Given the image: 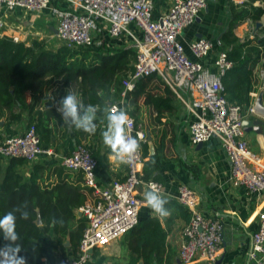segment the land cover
<instances>
[{"label":"built area","instance_id":"obj_1","mask_svg":"<svg viewBox=\"0 0 264 264\" xmlns=\"http://www.w3.org/2000/svg\"><path fill=\"white\" fill-rule=\"evenodd\" d=\"M207 4L208 0H174L169 9L155 19L154 0H0V38L32 44L23 36L21 27L13 28L7 20L11 11L22 9L37 16L44 14L53 37L72 49L95 46L96 36L101 32H108L113 39L128 36L136 49L133 68L123 80L121 101L111 105L109 111L124 110L128 114L127 132L137 139L139 148L127 163L126 176L105 187L97 180L98 160L85 143L78 144L62 157L65 169L82 173L95 199L81 207L87 225L77 254L62 256L60 264H86L94 249L109 245L134 228L143 204L138 196L141 184L157 193L162 192L161 183L142 178L145 160L142 144L147 141V135L143 123L126 109L128 98L141 79L160 76L189 111L192 144L199 145L218 137L230 163L231 183L264 195V158L249 145L243 126L245 119L260 116L256 103L230 102L222 83L234 62L229 59L227 50L221 49L213 62L207 64L205 61L216 47L207 37L201 36L189 43L197 60L190 58L181 41L184 29L199 19ZM131 24L142 32V37L130 28ZM248 39L264 40V32L241 41ZM260 89L264 93V79ZM27 126L23 133L7 136L0 142V155L35 163L42 156L55 154L41 146L36 124ZM177 200L190 214L183 230L180 261L190 264L200 258L214 262L221 246L224 223L216 217L205 216L200 210L202 196L186 185L179 187ZM249 258L254 264H264V210L258 214V228L252 235Z\"/></svg>","mask_w":264,"mask_h":264},{"label":"crops","instance_id":"obj_2","mask_svg":"<svg viewBox=\"0 0 264 264\" xmlns=\"http://www.w3.org/2000/svg\"><path fill=\"white\" fill-rule=\"evenodd\" d=\"M173 2L174 0H154V18L158 19ZM248 3L264 7V0H208L207 8L201 12L199 19L185 28L181 36V41L190 58L197 60L189 49V43L201 36L213 40L216 45L214 53L205 61L211 64L217 52L225 49L222 36L228 31L231 30L240 41L250 35L264 32V27H257V22H264V14L257 21H253L250 17H237ZM7 20L13 28L21 27L23 36L33 42L37 40V28L42 26L44 20L46 21V16L44 14L37 16L22 9H15L9 13ZM130 28L142 37V32L135 24H131ZM26 30L28 33H24ZM97 40H100L101 47L99 45L96 47L100 48L105 55H113L119 50L133 46L130 37L122 36L113 39L108 32L98 33ZM226 49L229 50L231 47ZM261 52L264 55V45ZM212 70L216 71V68L212 67ZM253 72L255 85L250 96L256 103L262 92L260 87L264 79L263 59L260 58L254 64ZM148 78L150 79L146 80L145 91L167 99L168 94L163 79L158 75ZM69 93L75 95L78 102L84 104L83 94L77 86L63 87L61 83H56L46 93L44 100L38 103L39 108L43 110L49 106V103H53L61 113L62 101ZM133 93L128 98L126 109L131 116L144 125L147 135V141L144 143L149 145V156L144 162L150 157L156 160L158 169L154 179L151 180L162 184V192L157 194L167 201L165 208L169 212L167 216H159L153 212L146 201L147 194L152 190L146 184H141L138 188V196L143 204L139 220L158 217L163 229L167 232L166 245L174 254L173 264H183L180 261L179 250L184 240L183 230L190 220V214L178 202L177 196L179 187L186 185L202 196L201 212L205 216L216 217L224 223L222 242L216 260L209 262L199 258L190 264H254L249 258V251L252 249V235L258 228V214L264 210V195L231 183L230 163L218 137H213L201 145L192 144L189 133L191 120L189 111L177 96H173L170 103L158 109L152 102L146 101L144 94L134 95ZM254 93L257 96H253ZM120 101L121 96H116L113 92L107 100L104 114L101 116L95 114L96 129L91 133L83 130L79 132L75 128L74 118L71 121L51 119L53 135L48 149L55 154L42 156L35 163L27 162L21 166L26 178L31 177L35 164L42 163L46 166L39 171V182L43 189L54 192L51 195L52 200L46 220L53 218L56 210L61 213L60 226H66L68 231L65 236H57L53 228L55 223L52 221L48 225L38 212L37 224L41 227L39 242L43 255L39 262L26 260V264H60L62 256L77 254L79 240L75 233L74 237L71 235V230L80 232L82 222L86 227L87 220L81 212V207L93 201L95 195L92 189L85 185L81 172L65 169L61 161L64 155L71 153L78 144L85 143L98 160L96 175L101 186H108L114 180L123 179L126 176L127 163L121 162L112 149L103 142V133L109 127V108ZM83 113L85 114L84 109H81V117ZM258 118L264 121L262 115L250 119ZM28 122L27 115L22 121L10 123L6 117L1 118L0 142L7 136L23 133L28 127ZM246 139L251 148L264 158V124L260 132L255 130L246 132ZM0 163L7 166L10 164V158L0 155ZM82 200L84 202L79 203ZM68 209H74V216H68L67 212H64ZM59 238L63 240L62 245L60 243L55 245L54 241ZM129 257L126 235H123L105 247L94 249L86 264H127Z\"/></svg>","mask_w":264,"mask_h":264},{"label":"trees","instance_id":"obj_3","mask_svg":"<svg viewBox=\"0 0 264 264\" xmlns=\"http://www.w3.org/2000/svg\"><path fill=\"white\" fill-rule=\"evenodd\" d=\"M263 14L264 7L248 3L237 17H250L257 21ZM222 43L225 49L231 47L226 50L229 59L234 62V66L222 78L226 96L232 103L249 105L252 102L250 92L255 85L253 66L261 58L264 40L248 39L242 42L230 30L222 36ZM135 57L134 46L119 50L113 55H105L96 46L72 49L63 45L58 49H50L44 41L34 40L28 46L9 37L0 38V119L6 117L10 123L22 121L27 115L28 124H36L41 146L48 149L53 135L51 119L64 120L53 103H49L43 110L39 108L38 103L44 100L50 88L56 83H61L63 87L77 86L83 94L84 105H93L95 114L101 116L111 94L114 92L116 96H121L123 80L133 68ZM148 79L150 78L138 81L134 95L144 94L146 101L152 102L158 109L170 103L173 96L176 97L164 80L167 99L145 91ZM142 149L144 158L148 157V143H143ZM26 163V159L18 157L10 158L7 166L0 163V217L14 211L17 216L16 230L19 233V239L13 242L5 239L0 232V249L8 244H20L23 249L21 256H25L28 262H39L43 252L39 242L41 227L37 224L38 212L46 220L54 192L43 189L39 182V171L46 166L42 163L35 164L31 177L26 178L21 170V166ZM157 169L156 160L150 157L144 162L143 180L154 179ZM81 202L84 200L79 203ZM23 212H28V219L21 217ZM64 212L68 216H74V209ZM60 218L61 213L55 210L53 218L47 219L46 223L49 225L53 221L56 235L65 236L68 231L66 226H60ZM84 228L85 224L82 222L81 233ZM80 232L71 230V235L74 237L75 233L79 243L82 237ZM125 235L130 251L127 264H173L174 254L166 245L167 232L158 217L139 220ZM62 241L59 238L54 243L62 245Z\"/></svg>","mask_w":264,"mask_h":264},{"label":"clouds","instance_id":"obj_4","mask_svg":"<svg viewBox=\"0 0 264 264\" xmlns=\"http://www.w3.org/2000/svg\"><path fill=\"white\" fill-rule=\"evenodd\" d=\"M64 110V119L67 116L74 118L76 129L85 132H94L96 125L94 123L95 107L93 105L85 106L78 102L75 95L69 93L62 101ZM84 109L85 114L81 117L80 110ZM109 127L103 133V142L109 146L116 154L117 158L124 163L131 162L135 152L139 148L137 139L128 135L126 126L130 124L129 116L124 110L111 112L108 116ZM148 206L159 216H167L168 209L165 208L167 201L162 199L156 191L152 190L146 196ZM28 212L22 213L23 219H28ZM17 216L14 211L7 212L0 217V232L5 239L17 241L19 233L16 230ZM22 246L20 244H8L0 249V264H26V257L21 256Z\"/></svg>","mask_w":264,"mask_h":264},{"label":"water","instance_id":"obj_5","mask_svg":"<svg viewBox=\"0 0 264 264\" xmlns=\"http://www.w3.org/2000/svg\"><path fill=\"white\" fill-rule=\"evenodd\" d=\"M257 27H264V22L263 21H259L257 22ZM256 109L259 112L260 115H262L264 117V104H263V91L260 93V96L256 102ZM61 113L64 115V110L61 111ZM67 120L71 121L73 119V117L71 116H67L66 117ZM264 124V121L262 119H245L243 121V126L245 128L246 132L255 130V131H261V126ZM202 143H200L199 145H201Z\"/></svg>","mask_w":264,"mask_h":264},{"label":"rangeland","instance_id":"obj_6","mask_svg":"<svg viewBox=\"0 0 264 264\" xmlns=\"http://www.w3.org/2000/svg\"><path fill=\"white\" fill-rule=\"evenodd\" d=\"M46 25H48V23L47 21L44 20L42 26L37 28V32H38L36 33L38 37L37 40L44 41L45 45L50 49H58L59 47L62 46V43L53 37L52 31ZM97 45L99 46L101 45L100 40L95 41V46Z\"/></svg>","mask_w":264,"mask_h":264}]
</instances>
